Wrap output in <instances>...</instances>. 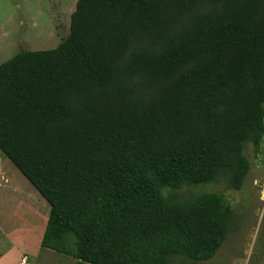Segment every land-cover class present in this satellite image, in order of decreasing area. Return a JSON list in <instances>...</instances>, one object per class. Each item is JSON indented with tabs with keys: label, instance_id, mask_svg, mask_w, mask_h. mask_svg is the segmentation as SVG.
Instances as JSON below:
<instances>
[{
	"label": "trees",
	"instance_id": "16d2710c",
	"mask_svg": "<svg viewBox=\"0 0 264 264\" xmlns=\"http://www.w3.org/2000/svg\"><path fill=\"white\" fill-rule=\"evenodd\" d=\"M264 139V0H78L53 50L0 64V151L88 264L209 261ZM79 264V263H78Z\"/></svg>",
	"mask_w": 264,
	"mask_h": 264
},
{
	"label": "rangeland",
	"instance_id": "374dc122",
	"mask_svg": "<svg viewBox=\"0 0 264 264\" xmlns=\"http://www.w3.org/2000/svg\"><path fill=\"white\" fill-rule=\"evenodd\" d=\"M77 2L78 0H0V64L22 51L57 48L70 33L71 16ZM244 153L251 164V170L241 190H233L225 180H221L217 183L184 187L179 191L169 188L163 191L167 198L177 196L181 201H188L202 193L220 194L234 211L227 239L216 256L209 261L190 264H264V139L259 152L255 151L253 144H248ZM0 155L4 157L1 151ZM12 173L15 174L14 180L17 183L16 175L19 180L22 176L29 183L15 167ZM26 182L21 183V186L28 188ZM35 192L38 193L36 190ZM23 197L18 200H27L29 196ZM14 199L7 202L5 210L8 216H11V209L16 206L17 199ZM43 201L47 203L44 199ZM40 214L42 218L35 222V230H41L44 226L48 208L41 207ZM15 225L11 219L10 223L2 225L3 229L0 228V253L5 255L2 264H21L24 255L27 259L30 258L28 264H88L43 248V234L39 245L36 244L37 239L32 241L29 232L26 239L15 245L11 244L14 242L9 241L11 239L7 234Z\"/></svg>",
	"mask_w": 264,
	"mask_h": 264
},
{
	"label": "crops",
	"instance_id": "0c3cea01",
	"mask_svg": "<svg viewBox=\"0 0 264 264\" xmlns=\"http://www.w3.org/2000/svg\"><path fill=\"white\" fill-rule=\"evenodd\" d=\"M4 157L0 155V228L2 227L3 229L2 225L3 224L5 225V223H10L12 219L16 225L15 227H12L7 234L8 238L11 239L9 241L14 242L11 244L15 245L18 241L26 239L27 233L29 232L32 235V236L30 235V238L32 237L31 238L32 241L34 242V239L35 241L37 239L36 244L39 245L41 236L42 234L44 235L43 232H45L47 226L48 217L51 209L50 205L48 204L49 205L48 207L47 203H45L42 197H40V195L38 194L39 192L30 183H27L20 174L19 175L21 176L20 177L21 180H19V177L17 175L16 177L18 183L14 180L15 174L12 173L14 167L11 165V163H9L7 159H5L6 157L5 158ZM5 164H7V166H5ZM10 168H12V170ZM23 182H26L28 184V188L21 186V183ZM34 189L38 193H36ZM25 196L30 197V198L27 197L28 201L22 199L21 201L18 200V198L20 197L25 198ZM33 197H35V199H32ZM11 198L12 199L16 198L17 201H15L16 206L14 207V209L13 208L11 209V216H8L7 211L5 209L7 206V202ZM36 198L39 199L40 201H38ZM41 207L48 208V216H45L47 219L42 229L40 230L39 228V230H35L36 229L35 222L37 221V219L41 220L42 218V215L41 214L39 215V212L41 211ZM36 232L38 233V235ZM3 258H5V255L3 252H1L0 264H2ZM24 259H26L25 264H28V259L30 258L27 259V256L25 255L21 259V264H24L23 263Z\"/></svg>",
	"mask_w": 264,
	"mask_h": 264
},
{
	"label": "built area",
	"instance_id": "2783aa9c",
	"mask_svg": "<svg viewBox=\"0 0 264 264\" xmlns=\"http://www.w3.org/2000/svg\"><path fill=\"white\" fill-rule=\"evenodd\" d=\"M23 263H24V264L26 263V259L23 260Z\"/></svg>",
	"mask_w": 264,
	"mask_h": 264
}]
</instances>
